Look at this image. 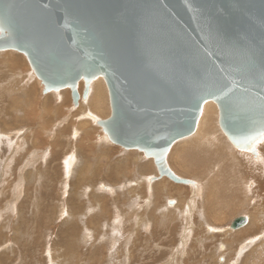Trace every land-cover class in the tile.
<instances>
[{
	"label": "rangeland",
	"instance_id": "obj_1",
	"mask_svg": "<svg viewBox=\"0 0 264 264\" xmlns=\"http://www.w3.org/2000/svg\"><path fill=\"white\" fill-rule=\"evenodd\" d=\"M31 72L23 54L0 52V264H264V219L229 228L239 216L264 218V162L232 145L213 102L212 117L202 111L199 121L214 118L204 132L220 130L222 142L201 148L194 133L167 155L170 170L194 183L181 185L158 178L142 151L112 145L81 112L80 95L74 105L68 88L44 93ZM215 182L223 190L210 199Z\"/></svg>",
	"mask_w": 264,
	"mask_h": 264
},
{
	"label": "water",
	"instance_id": "obj_2",
	"mask_svg": "<svg viewBox=\"0 0 264 264\" xmlns=\"http://www.w3.org/2000/svg\"><path fill=\"white\" fill-rule=\"evenodd\" d=\"M23 54L43 92L104 79L109 142L190 185L167 155L195 133L203 105L236 148L264 141V0H0V52ZM247 223L245 216L232 229Z\"/></svg>",
	"mask_w": 264,
	"mask_h": 264
},
{
	"label": "bare ground",
	"instance_id": "obj_3",
	"mask_svg": "<svg viewBox=\"0 0 264 264\" xmlns=\"http://www.w3.org/2000/svg\"><path fill=\"white\" fill-rule=\"evenodd\" d=\"M8 51H11V50H8ZM13 61H15V60H13ZM22 75V74H21ZM27 76H30V78L32 79V82H33V77H35V75H34V73H27L26 74ZM101 79H102V81L104 82V79L101 77V76H99ZM98 78V77H97ZM97 78H95V82L92 84V85H89V91H90V88H91V91L90 92H88V90H87V93H86V96H85V98H83V93L84 92H86V88L84 87L83 88V86H85V84H83L84 82H83V80L81 79L78 83V87H77V90H78V92H79V95H80V99L82 100H80V104L82 105V106H80V109H82L81 110V112H83V115L84 116H86L92 123H94V124H97L98 123V121H99V119H101V118H99L98 116H100L101 115V113L103 114V113H105L104 111H105V109H106V111L107 112H109L108 110H110V108H107V107H109L108 106V103H107V101H108V92L106 91V89L104 88L105 86H104V83L101 81V80H98V81H96L97 80ZM22 79V78H21ZM37 78L35 77V80H36ZM99 79V78H98ZM29 80V79H28ZM38 80V79H37ZM30 81V80H29ZM27 82V83H30V82ZM31 82V83H32ZM93 82V81H92ZM39 83V82H38ZM81 83H82V87H81ZM33 86H36L37 85V82H35L34 81V83L32 84ZM35 88V87H34ZM65 92H67V90L66 91H64V93ZM89 96V97H88ZM87 97V98H86ZM44 107H47V109H49V106H44ZM44 110V109H43ZM50 110H51V107H50V109L48 110L49 112H50ZM87 111V112H86ZM202 111H203V113H204V117L205 118H207V119H209V118H211L212 117V115H213V112H212V109H211V106H210V103L209 102H206L204 105H203V108H202ZM45 112V113H44ZM43 112V114L45 115L46 114V111H44ZM86 112V113H85ZM58 113V112H57ZM96 113H97V115H96ZM43 114H42V116H43ZM48 114L49 113H47V116H48ZM106 114V113H105ZM56 115V114H55ZM47 116H45V117H47ZM50 116V115H49ZM49 116H48V118H49ZM105 115H103V117H104ZM107 116V115H106ZM105 118V117H104ZM50 120V119H49ZM199 120H200V118H199ZM198 120V124H197V129H196V131H195V135H196V137L197 138H199V135H202L201 136V138L200 139H198L197 141H199L200 143L199 144H196V145H198L199 147H201V148H203V146L204 147H210L212 144H216V143H219V142H222V132L219 130V134H216V133H214L213 131H209L208 132V134H205V132H204V130L206 129V131H207V128L209 127V126H212V122L214 121V118L212 119V121H211V123H209L208 125H206V122H201V121H199ZM47 123V122H46ZM88 121H85L84 122V124H83V126H79L78 128H80V129H83V130H81L82 132L83 131H85L84 130V128H86L87 126H89L88 125ZM42 126H44V125H42ZM41 126V127H42ZM51 126V125H50ZM44 128H47V127H44ZM213 128V127H212ZM49 129V128H48ZM48 129H46V131L48 130ZM44 130V129H43ZM45 132V131H44ZM86 132V131H85ZM85 132H83V133H85ZM48 134V133H47ZM193 135V137L195 136L194 134H192ZM198 135V136H197ZM195 138V137H194ZM193 139V138H192ZM108 140V139H107ZM194 140H196V139H194ZM228 143H226V145L228 144V147H227V149H228V152L229 153H231V156L233 155V153H234V149H233V147H232V145L230 144V142L229 141H227ZM194 145V144H193ZM195 146V145H194ZM245 152H248V151H245ZM250 153V152H249ZM46 155V154H45ZM45 155H43V156H45ZM185 155H183V157H184ZM78 157V156H77ZM257 157H258V162H264L263 161V159H262V157L259 155V153H257V156H254V160L255 159H257ZM140 158V157H139ZM185 159H186V157H185ZM190 160V159H189ZM196 160V159H195ZM80 161V160H79ZM186 161H188L187 159H186ZM191 161H192V159H191ZM143 162V161H142ZM152 162V161H151ZM195 163V162H194ZM75 164V162H74V158H73V156H69L68 157V159L67 160H65V162H64V169L66 170V172L68 171V170H70V167L72 168L73 167V165ZM142 164H144V162L142 163ZM148 164V163H147ZM146 164V165H147ZM145 165V166H146ZM151 165H153V164H151ZM77 166V165H76ZM145 166H144V168H143V170H151L152 169V167L151 166H149V168L148 167H146L145 168ZM190 169V168H189ZM62 170V169H61ZM153 170V169H152ZM151 170V171H152ZM218 170V169H217ZM232 170H233V168H232ZM147 172V171H146ZM153 172V171H152ZM150 173V172H149ZM232 175H234V171H232ZM144 177V176H143ZM147 178V177H146ZM142 179V178H141ZM140 179V181H142V180H144V179H142L141 180ZM80 180V179H79ZM150 180H151V178H147V180H146V182L147 183H149L150 182ZM139 181V180H138ZM145 181V180H144ZM143 181V182H144ZM232 181L234 182V180H233V178H232ZM84 182V181H83ZM82 183V182H81ZM194 184V183H193ZM193 184H190V186L191 185H193ZM196 184V183H195ZM234 184V183H233ZM146 185V184H145ZM233 186V185H232ZM231 186V187H232ZM197 187L198 188H196V189H198V191L199 190H201L200 189V187H199V184L197 185ZM191 188V187H190ZM206 188H208V184H207V186H206ZM241 191L242 192H244L245 194V196L247 195V192H249V186H248V184L246 183L244 186H243V184L241 185ZM196 189L194 190L195 192H197L196 191ZM223 190V184L222 183H220V185L217 183V182H215V183H213L212 184V186H211V188H210V194H208V196H209V198L211 199V198H213V195H215V196H217V193L216 192H218V191H220V190ZM262 189V188H261ZM194 194V193H193ZM197 194V193H196ZM213 194V195H212ZM192 195V194H191ZM197 196H198V194H197ZM193 197V196H192ZM196 198V197H195ZM170 203V202H169ZM99 204V203H98ZM193 204V203H192ZM191 204V205H192ZM187 206H188V204H187ZM186 206V207H187ZM185 209V208H184ZM186 210V209H185ZM183 211V210H182ZM188 212V211H187ZM186 212V213H187ZM255 213H257V212H255ZM260 214H263L262 212L260 213ZM112 216V215H111ZM249 217H250V219L252 220V222H250V220H248L247 219V223L245 224V225H248L247 226V228L248 229H250V227L252 226V224L254 223V224H256V225H261V222L263 223V221H262V219H264L263 217H260L258 214L255 216V217H253V216H251V215H249ZM109 218H113V217H108V219ZM117 219V217H114V219ZM112 220V219H111ZM185 220V219H184ZM184 222V221H183ZM233 222V221H232ZM232 222H231V224H230V226H229V228L231 229V230H233V231H236V230H239V229H241V228H243V227H241V228H239V229H232L231 228V225H232ZM185 223V222H184ZM254 226V225H253ZM252 226V227H253ZM252 227H251V229H252ZM255 227V226H254ZM253 227V228H254ZM116 228V227H115ZM256 228V227H255ZM247 229V230H248ZM115 230H117V229H115ZM254 234H255V232H253ZM187 235V234H186ZM250 235H251V233H250ZM246 236V235H245ZM244 237V236H243ZM50 261H52V260H50Z\"/></svg>",
	"mask_w": 264,
	"mask_h": 264
}]
</instances>
